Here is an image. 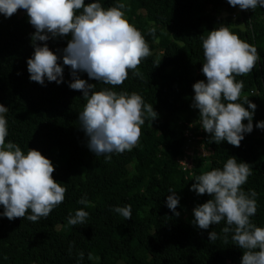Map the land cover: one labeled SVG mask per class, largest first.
Instances as JSON below:
<instances>
[{
  "label": "trees",
  "instance_id": "obj_1",
  "mask_svg": "<svg viewBox=\"0 0 264 264\" xmlns=\"http://www.w3.org/2000/svg\"><path fill=\"white\" fill-rule=\"evenodd\" d=\"M93 2L96 0H85L86 5ZM98 2L105 8L124 3L127 19L143 34L151 55L137 68L142 78L129 70L119 86L90 79L86 72L78 75L95 84L96 91L111 88L140 94L158 117L152 123L145 120L139 143L131 151L113 153L111 160L97 157L80 127L79 113L87 102L82 91L69 87L71 69L63 65L62 50L71 34L47 41L61 57L64 82L45 79L41 85L31 81L28 72L35 29L26 10L19 9L10 18L0 14V104L8 108L3 114L8 128L6 143L18 144L25 155L29 149L40 151L55 167L53 178L67 189L63 203L46 219L33 223L26 218L0 217V264H78L81 251L84 258L79 264H241L243 250L233 243L232 233L227 234V242L224 240L226 221L207 230L193 224V209L212 197L198 195L191 188L197 176L222 169L229 156L250 164L252 174L242 187L257 192V212L250 219L264 227V136L249 135L239 147L227 141L209 143L212 134L202 129L199 109L191 105L193 85L207 82L202 72L201 36L227 24L260 54L252 72L236 77L250 83L237 102L248 97L257 105L253 129L264 121V8L241 10L228 0ZM152 27L156 28L155 38L149 34ZM37 43L43 46L45 42ZM66 137L80 140L81 147L75 149L63 142ZM189 137L197 148L204 146L208 155L202 157L196 149L195 158L185 167L181 161L186 158ZM147 142L151 146L143 147ZM170 188L180 197L178 217L166 204ZM82 197L90 206L78 203ZM129 204L132 219L125 220L112 211ZM81 208L89 213L86 222L69 225V215ZM29 214L30 210L26 216ZM212 231L218 234L215 241L209 239Z\"/></svg>",
  "mask_w": 264,
  "mask_h": 264
},
{
  "label": "clouds",
  "instance_id": "obj_2",
  "mask_svg": "<svg viewBox=\"0 0 264 264\" xmlns=\"http://www.w3.org/2000/svg\"><path fill=\"white\" fill-rule=\"evenodd\" d=\"M228 3L241 10L264 8V0H228ZM125 8L124 3L105 8L98 0L87 5L85 0H0V14L10 18L24 9L35 29L31 35L34 53L27 60L31 81L41 85L45 84V79L57 84L64 82L61 57L50 49L47 41L71 34V40L62 50V59L63 65L71 69L69 87L82 91L87 102L79 113L80 127L88 139V148L97 157L105 156L106 160H111L113 153L131 151L139 143L145 120L152 123L158 117L153 105L146 104L140 94L111 88L96 91L95 84L78 75L86 72L90 79L114 87L124 83L129 70L142 78L137 68L151 51L141 31L127 19ZM155 33V27L149 29L154 38ZM201 40L202 72L207 82L200 80L193 85L195 95L191 107L199 109L202 129L212 134L209 143L227 141L239 147L244 134L253 131L257 105L248 97L243 103L237 102L244 81H237L236 77L252 72L261 59L260 54L256 46L242 40L227 24H220L202 35ZM38 41L45 43L41 46ZM7 111L8 108L0 104V205H3L0 217L26 218L35 223L46 219L63 203L67 189L53 178L55 167L40 151L29 149L25 155L18 144L6 143L8 128L3 114ZM255 127L264 130V121ZM251 174L250 164L229 156L222 169L215 168L197 176L191 190L198 195L208 194L212 199L193 209V224L207 230L211 225L226 221L227 226L222 229L224 240L227 242V234L232 233L233 243L243 250L241 264H264V227H258L250 219L257 212V192L245 191L242 187ZM168 192L171 195L167 197V207L178 217L180 212L176 209L180 197L171 188ZM78 203L90 206L86 197ZM29 210L31 214L26 216ZM112 211L125 220L132 219L130 204L116 206ZM88 216L81 208L69 215L67 223L84 224ZM209 239L217 240L218 234L210 232ZM83 258L81 251L78 264Z\"/></svg>",
  "mask_w": 264,
  "mask_h": 264
},
{
  "label": "rangeland",
  "instance_id": "obj_3",
  "mask_svg": "<svg viewBox=\"0 0 264 264\" xmlns=\"http://www.w3.org/2000/svg\"><path fill=\"white\" fill-rule=\"evenodd\" d=\"M244 81V88L242 89V91H245L247 89H249L250 87V83H248L247 81L243 80ZM245 137L249 136V135H252V136H257V137H263L264 136V130L260 129V128H255L253 129V131L251 133H245L244 134ZM187 141V144L188 145H191L194 150L195 148V144L192 142H190L189 140H186ZM63 142L67 143V144H70L71 146H73L75 149H78L79 147H81V141L80 140H76V139H73V138H64L63 139ZM143 147H149L151 146V143L150 142H147L145 143L144 145H142ZM205 153H207L208 155V152L205 151ZM207 161H205V163H203V165H206L207 166ZM209 167H205V169H208ZM229 264H232V263H229Z\"/></svg>",
  "mask_w": 264,
  "mask_h": 264
},
{
  "label": "built area",
  "instance_id": "obj_4",
  "mask_svg": "<svg viewBox=\"0 0 264 264\" xmlns=\"http://www.w3.org/2000/svg\"><path fill=\"white\" fill-rule=\"evenodd\" d=\"M189 132L190 131H187L186 135H188ZM187 140H189L190 142L193 141V139L191 137H189ZM193 143L195 144L194 150H193V148H191L192 147L191 145H188V144L186 145V158L181 161V163L185 167H187V165L190 164L192 162V160L195 158L196 149L199 150V153H201L202 157H206L207 156V154L203 155V152L207 151L204 146L201 145L200 147L197 148L196 143L194 141H193Z\"/></svg>",
  "mask_w": 264,
  "mask_h": 264
}]
</instances>
